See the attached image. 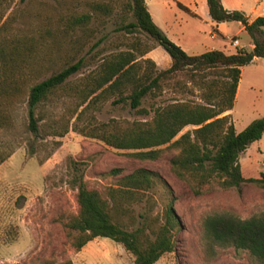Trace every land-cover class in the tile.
I'll return each mask as SVG.
<instances>
[{
	"label": "rangeland",
	"instance_id": "obj_1",
	"mask_svg": "<svg viewBox=\"0 0 264 264\" xmlns=\"http://www.w3.org/2000/svg\"><path fill=\"white\" fill-rule=\"evenodd\" d=\"M126 0H2L0 26L6 22L8 36L27 34L36 44V58L42 64L32 78L39 81L54 70L79 57L86 66L69 78V83L89 71L103 57L124 51L136 38L141 48L155 46L143 32L129 33L121 25L133 21L124 9ZM152 20L162 33L187 54L197 55L209 50L233 54L237 49L250 51V35L237 21L213 22L206 0H146ZM225 9L243 12L251 21L264 16V0H221ZM87 14L84 24L70 30L68 20ZM264 32V27L261 28ZM227 37V38H225ZM232 39L238 46L231 45ZM164 68L168 53L159 46L155 50ZM146 55L143 57L145 58ZM40 59V60H39ZM169 59V58H168ZM143 68L148 66L141 62ZM191 73L177 72L171 79L160 81L155 96H145L141 107L162 105L174 99L199 101V87L190 81ZM75 99L64 92L54 93L38 105L35 133L28 129L26 102L16 100L0 105V264H42L70 260L72 264H133V256L109 238H94L79 251L72 247L62 224L78 205L72 177L81 173L88 188L99 190L103 196L109 186H115L120 176L138 167L158 173L168 185L151 194L155 202L152 214L159 213L168 195L174 198L173 208L181 228L175 238V248L155 264H264L246 250L216 243L206 237L202 221L213 214H230L241 219L264 212V188L251 183L238 188H222L212 179L195 194L170 169L169 159L178 151L165 148L155 160H140L128 155L130 151L114 149L101 141L86 137L70 128L56 136L62 119L69 117ZM236 131L252 120L264 116V58L254 57L242 68L232 109ZM128 104H111V99L88 108L82 120L94 117L97 122L115 120H145ZM73 122L70 120L69 124ZM186 127L183 131L190 130ZM182 131V132H183ZM73 163H76L75 165ZM244 178H257L264 171V135L239 156ZM76 167V168H75ZM119 168L120 175L107 173ZM142 212L143 204L131 206Z\"/></svg>",
	"mask_w": 264,
	"mask_h": 264
},
{
	"label": "trees",
	"instance_id": "obj_2",
	"mask_svg": "<svg viewBox=\"0 0 264 264\" xmlns=\"http://www.w3.org/2000/svg\"><path fill=\"white\" fill-rule=\"evenodd\" d=\"M206 4L213 22L237 21L243 26L253 42L250 51L240 48L233 54H225L209 50L189 55L157 27L144 0H126L124 9L133 21L122 24L121 29L145 33L168 53L169 67L157 70L153 60L143 58L155 46L141 48L140 40L136 38L127 50L103 57L94 69L73 84L68 80L84 69V57L73 59L48 77L35 81L33 74L43 66L36 58V44L27 34L8 36L6 20L0 26V105L24 100L27 126L35 133L41 119L35 116V108L62 91L74 97L75 106L69 117L62 119L56 136H63L71 126L73 131L97 139L106 146L128 150L129 156L140 160H155L165 148L176 149L178 152L169 159L170 169L195 194H200L202 187L212 179H218L225 189L238 188L244 183L264 188V171L257 178H244L239 163V156L264 135V116L236 131L228 113L234 106L241 69L254 57L264 58V32L261 29L264 16L250 21L241 11L225 9L221 0H206ZM87 19V14L71 17L67 26L73 30ZM141 62L148 68H143ZM181 71L191 73L190 81L200 90L199 101L174 99L148 110L141 107L145 96L156 95L161 80L171 79ZM109 99L111 104H128L139 115H152L145 120L110 119L106 123L87 117L82 120L84 125H79L88 108L96 109L98 103ZM186 127L192 129L183 131ZM3 160L1 158L0 162ZM120 173L119 168H113L107 174L117 176ZM71 184L76 189L78 209L67 217L62 227L66 236L72 238L71 244L76 251L100 237L120 244L133 256V264H155L163 255L174 251L181 224L169 190L160 212L152 214L155 202L151 194L160 187L168 189L158 173L143 167L135 168L120 176L115 186H109L105 196L97 189L88 188L81 173L72 177ZM140 203L143 204L142 212L136 213L131 206ZM202 227L206 237L216 243L246 250L264 261V212L245 219L213 214L203 219ZM42 264L55 263L45 261ZM56 264L72 262L63 260Z\"/></svg>",
	"mask_w": 264,
	"mask_h": 264
},
{
	"label": "crops",
	"instance_id": "obj_3",
	"mask_svg": "<svg viewBox=\"0 0 264 264\" xmlns=\"http://www.w3.org/2000/svg\"><path fill=\"white\" fill-rule=\"evenodd\" d=\"M144 2H145V4H146V6H147V9H148V5H147V3H146V0H144ZM149 11V10H148ZM150 13V12H149ZM151 15V14H150ZM152 18V17H151ZM253 20V19H252ZM154 22V21H153ZM225 38H227V37H225ZM238 46V45H237ZM237 46H234V47H237ZM158 48H159V46L158 45H155V47L151 50V51H149L147 54H146V58H150L151 60H153L155 63H156V65L159 67V68H164V67H162L160 64H159V60H158V56L157 55H154L155 54V50H158ZM169 58V59H168ZM171 60H170V57H165V62L164 63H166V65H167V63H169ZM241 72H242V69H241ZM240 78H241V76H240ZM239 81H240V79H239ZM238 84H239V82H238ZM237 89H238V85H237ZM236 94H237V90H236ZM235 98H236V95H235ZM233 109V108H232ZM232 110H230L228 113H230L231 114V116H232Z\"/></svg>",
	"mask_w": 264,
	"mask_h": 264
},
{
	"label": "built area",
	"instance_id": "obj_4",
	"mask_svg": "<svg viewBox=\"0 0 264 264\" xmlns=\"http://www.w3.org/2000/svg\"><path fill=\"white\" fill-rule=\"evenodd\" d=\"M231 45L232 46H237L238 45V41L236 39H232Z\"/></svg>",
	"mask_w": 264,
	"mask_h": 264
}]
</instances>
